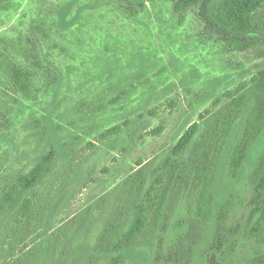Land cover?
I'll return each mask as SVG.
<instances>
[{"label": "rangeland", "instance_id": "374dc122", "mask_svg": "<svg viewBox=\"0 0 264 264\" xmlns=\"http://www.w3.org/2000/svg\"><path fill=\"white\" fill-rule=\"evenodd\" d=\"M175 3L0 0L1 56L22 60L34 31L57 77L23 98L0 69V264H261L250 199L264 175V5L244 47ZM51 149L42 180L6 201ZM141 209L143 228L118 249Z\"/></svg>", "mask_w": 264, "mask_h": 264}, {"label": "trees", "instance_id": "16d2710c", "mask_svg": "<svg viewBox=\"0 0 264 264\" xmlns=\"http://www.w3.org/2000/svg\"><path fill=\"white\" fill-rule=\"evenodd\" d=\"M264 5V0H176L174 9L177 12H182L188 8L198 7V15L203 21L205 28L210 32L215 33L223 41L227 42L231 46H244L248 47L255 43L253 38V32H256L259 28V23L255 20L254 14L257 9ZM261 26V25H260ZM36 30L40 33H44V27L37 25ZM36 33L31 32L25 38L24 42L20 40V46L22 47V60L18 58V61L7 59L5 55L0 54V69L4 71L6 76L9 77L11 87L14 93L23 98H30L31 88L34 81L37 79H43L46 82H54L57 77L55 72L50 71L47 65H43L39 56L41 55V40L35 38ZM19 45V44H18ZM19 52V48H18ZM47 64L48 58L45 57ZM263 80L264 79H259ZM32 85V86H31ZM247 86V82L241 83L239 90ZM264 88V85L262 86ZM239 99V98H238ZM234 103V102H233ZM232 103V104H233ZM217 119L221 120L220 117ZM224 119L221 120L223 123ZM226 126H229L227 121ZM197 129V123H193L188 129L180 136L175 152H179L185 148L192 140ZM245 148L242 147L238 150L236 157L234 158L235 167L240 166L244 158ZM53 149H51L42 160L32 167L28 172L18 175L16 179L14 189L5 194L4 199L11 202L20 201L23 199V194L28 189L38 184L44 177L48 170V162L54 155ZM18 187V195L14 192ZM29 200L24 199L20 205L21 214L24 216L28 213ZM250 205L252 212L259 214V218L264 220V175L254 185L252 197L250 199ZM146 214L144 210L138 211L134 218V221L124 236L122 242L117 244V248L128 246L136 237L137 233L143 228L146 222ZM215 236H219L217 233ZM206 264H220L205 255ZM124 256L118 254L110 259L109 264H123ZM259 262L264 264V256L260 258Z\"/></svg>", "mask_w": 264, "mask_h": 264}]
</instances>
